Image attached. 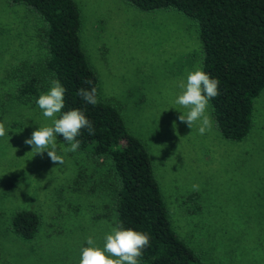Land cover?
I'll return each mask as SVG.
<instances>
[{"label": "rangeland", "instance_id": "1", "mask_svg": "<svg viewBox=\"0 0 264 264\" xmlns=\"http://www.w3.org/2000/svg\"><path fill=\"white\" fill-rule=\"evenodd\" d=\"M74 1L98 96L118 108L145 145L173 229L204 264H264V90L243 139L223 137L209 105L213 127L201 135L198 123L190 129L179 121L187 109L175 103L186 70L201 67L196 22L174 9L145 11L125 0ZM41 26L29 8L0 0V122L6 128L0 137V264H79L87 238L102 248L117 226L106 162L87 151H66L70 145L58 135L63 164L25 144L33 131L52 126L36 103L16 95L33 72L41 93L50 88ZM20 209L41 218L32 239L10 229Z\"/></svg>", "mask_w": 264, "mask_h": 264}, {"label": "trees", "instance_id": "2", "mask_svg": "<svg viewBox=\"0 0 264 264\" xmlns=\"http://www.w3.org/2000/svg\"><path fill=\"white\" fill-rule=\"evenodd\" d=\"M7 1L24 5L42 20L38 36L46 49L43 72L66 89L61 112L79 109L94 126V135L82 129L76 139L80 141L79 150L108 164L115 223L149 236L150 243L138 258L139 264H204L171 225L145 145L127 129L118 108L98 96L97 76L81 47V16L76 2ZM125 1L145 11L174 9L196 22L201 68L220 82L219 95L209 101L214 123L227 139L247 136L254 100L264 90V0ZM93 86L97 89L96 105L77 95L79 89ZM40 94V77L34 72L17 85V99L23 103L34 105ZM58 138L63 140L60 135ZM40 224L37 213L20 209L13 213L10 229L29 240Z\"/></svg>", "mask_w": 264, "mask_h": 264}, {"label": "clouds", "instance_id": "3", "mask_svg": "<svg viewBox=\"0 0 264 264\" xmlns=\"http://www.w3.org/2000/svg\"><path fill=\"white\" fill-rule=\"evenodd\" d=\"M89 85L92 81H87ZM219 80L211 78L201 67L186 70V79L179 84L180 93L175 103L187 109L186 114H180L178 119L190 129L198 123V132L204 135L213 127V120L208 114L209 101L219 95ZM66 89L58 79L50 81L47 92L41 93L36 104L42 110L44 117L52 119V126L39 127L25 140V144L32 147L39 154L47 153L54 164H63V158L56 153V137H63L70 147L66 151L76 152L80 141L76 138L82 129H87L89 135L95 134V129L90 120L79 109L61 112L64 108V95ZM77 95L91 105L97 104V89L93 86L90 90L81 88ZM57 114L59 117L57 118ZM6 134L5 124L0 122V137ZM194 191L199 190L198 184H193ZM103 247L95 244L90 236L87 238L88 247L81 249L79 264H139L138 258L142 251L149 245L150 239L146 233L135 231L122 226L112 227L104 238Z\"/></svg>", "mask_w": 264, "mask_h": 264}]
</instances>
